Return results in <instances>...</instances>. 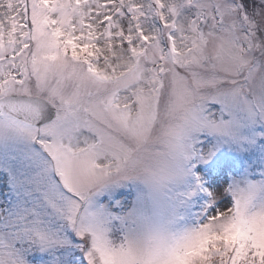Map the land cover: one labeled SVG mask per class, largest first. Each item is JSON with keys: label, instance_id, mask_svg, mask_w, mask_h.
Here are the masks:
<instances>
[{"label": "snow or ice", "instance_id": "snow-or-ice-1", "mask_svg": "<svg viewBox=\"0 0 264 264\" xmlns=\"http://www.w3.org/2000/svg\"><path fill=\"white\" fill-rule=\"evenodd\" d=\"M0 264H264V0H0Z\"/></svg>", "mask_w": 264, "mask_h": 264}]
</instances>
